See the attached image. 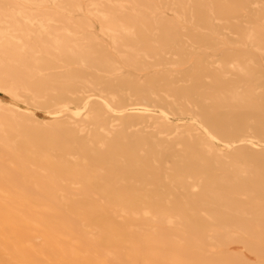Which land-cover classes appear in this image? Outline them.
<instances>
[{"label":"bare ground","instance_id":"obj_1","mask_svg":"<svg viewBox=\"0 0 264 264\" xmlns=\"http://www.w3.org/2000/svg\"><path fill=\"white\" fill-rule=\"evenodd\" d=\"M258 3L0 0V264H264Z\"/></svg>","mask_w":264,"mask_h":264},{"label":"rangeland","instance_id":"obj_2","mask_svg":"<svg viewBox=\"0 0 264 264\" xmlns=\"http://www.w3.org/2000/svg\"><path fill=\"white\" fill-rule=\"evenodd\" d=\"M258 6L263 5L264 0H258ZM57 9L54 7V5L51 2H47L45 4H42L40 6H35L32 5L29 9L26 11L35 14V13H53ZM60 11V10H59ZM163 15L166 17H174V13L172 11H163ZM94 30L97 32L98 27L95 25ZM0 104L4 106H10V107H16L20 109H24V105L22 103H18L13 101L11 98H9L7 95L4 93L0 92ZM31 114L33 115L34 118L39 119V120H46L50 118V114L46 112L45 110H40V109H30ZM10 167L11 165L8 164Z\"/></svg>","mask_w":264,"mask_h":264}]
</instances>
